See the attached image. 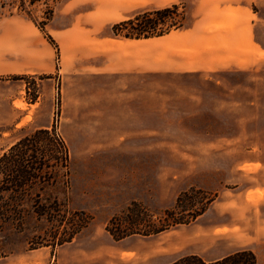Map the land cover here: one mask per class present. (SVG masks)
Returning a JSON list of instances; mask_svg holds the SVG:
<instances>
[{
	"label": "rangeland",
	"instance_id": "1",
	"mask_svg": "<svg viewBox=\"0 0 264 264\" xmlns=\"http://www.w3.org/2000/svg\"><path fill=\"white\" fill-rule=\"evenodd\" d=\"M10 1L0 3V156L27 133L54 128L69 146L70 175L66 180L60 174L40 191L41 203L56 198L67 211L63 224L38 217L25 198L23 219L0 228V264H168L189 254L213 260L237 250H263L254 236L256 229L261 233L264 190L249 189L264 175L255 172L264 166V0L176 3L190 15L181 28L188 35L176 45L158 40L159 71L156 82L152 79L158 100L157 171L142 175L136 199L111 186L118 174L108 159L77 156L84 153L83 143L73 149L61 128L66 58L58 30L76 26L81 13L95 7L117 16L119 0H25L24 10ZM207 9L226 12L236 22L253 14V24L241 31L250 44L243 46L239 31L229 28L216 44L205 42L195 22ZM35 97L39 103L28 105ZM192 187L217 193L193 223L118 241L105 229L133 200L161 214ZM80 211L92 219L73 217ZM65 221L88 223L60 243L71 229Z\"/></svg>",
	"mask_w": 264,
	"mask_h": 264
},
{
	"label": "crops",
	"instance_id": "2",
	"mask_svg": "<svg viewBox=\"0 0 264 264\" xmlns=\"http://www.w3.org/2000/svg\"><path fill=\"white\" fill-rule=\"evenodd\" d=\"M119 2L117 16L113 11L100 13L95 7L81 13L76 26L58 30L65 46L62 55L66 58L62 68L61 128L73 149L77 150L83 143L84 153L77 156L108 159V165L118 174L114 181L111 179V186L136 199L143 186L142 175L157 171L158 100L157 85L152 86V79L156 82L159 71L158 40L165 38L166 42L176 45L188 34L180 28L149 38L117 37L109 28L111 24L133 17L137 10L164 8L179 0ZM252 15L245 13L244 21L236 22L226 12L215 13L207 9L195 23L202 28L205 42L215 43L229 28L239 31L237 37L246 46L248 42L241 31L253 24ZM188 16L185 9V23ZM215 24L226 28L211 31ZM48 80L52 81L53 77ZM39 101L40 97L28 105ZM255 172L264 174V166ZM255 189L264 190V175L249 190ZM261 204L264 208V198ZM262 215L261 233L256 229L254 236L260 239L263 248L262 251L253 249L258 264H264L263 210Z\"/></svg>",
	"mask_w": 264,
	"mask_h": 264
},
{
	"label": "trees",
	"instance_id": "3",
	"mask_svg": "<svg viewBox=\"0 0 264 264\" xmlns=\"http://www.w3.org/2000/svg\"><path fill=\"white\" fill-rule=\"evenodd\" d=\"M31 4L40 0H29ZM18 2V8L24 10L25 0ZM5 4V0H0ZM185 23V9L178 4L136 13L133 17L121 20L112 26L117 37L149 38L162 36L174 29H180ZM36 101V97L32 98ZM70 150L65 139L56 129L38 128L27 133L16 141L0 156V228L10 220L23 219L24 211L21 202L27 198L38 217H45L55 223L66 219L62 205L54 198L50 205L41 203V193L45 184L54 183L61 176L68 180L70 175ZM37 191H34L35 188ZM217 193L202 188H189L181 192L172 208L163 210L161 214L153 213L142 202L133 200L125 210L113 215L106 223V231L114 240H122L131 235L152 236L168 231L179 225L195 222L202 216L216 199ZM92 219L84 211L73 213ZM65 217V219H63ZM82 220V219H81ZM83 221V220H82ZM88 221H65L71 224L67 236L61 242L71 241L88 223ZM74 226V227H73ZM66 226H64L65 230ZM170 264H258L256 254L250 249L232 252L222 258L205 260L197 254L182 256Z\"/></svg>",
	"mask_w": 264,
	"mask_h": 264
},
{
	"label": "bare ground",
	"instance_id": "4",
	"mask_svg": "<svg viewBox=\"0 0 264 264\" xmlns=\"http://www.w3.org/2000/svg\"><path fill=\"white\" fill-rule=\"evenodd\" d=\"M216 29V28H215ZM214 28L211 30V31H214L215 30ZM249 199V198H248ZM251 199V198H250ZM251 201V200H250Z\"/></svg>",
	"mask_w": 264,
	"mask_h": 264
}]
</instances>
